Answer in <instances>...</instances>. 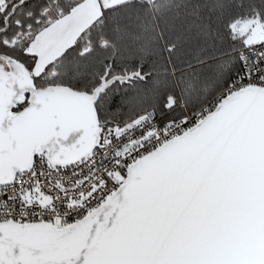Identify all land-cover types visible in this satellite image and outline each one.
I'll list each match as a JSON object with an SVG mask.
<instances>
[{
    "label": "snow or ice",
    "instance_id": "1",
    "mask_svg": "<svg viewBox=\"0 0 264 264\" xmlns=\"http://www.w3.org/2000/svg\"><path fill=\"white\" fill-rule=\"evenodd\" d=\"M0 264H264V0H0Z\"/></svg>",
    "mask_w": 264,
    "mask_h": 264
}]
</instances>
